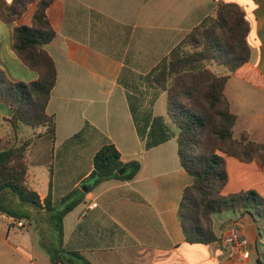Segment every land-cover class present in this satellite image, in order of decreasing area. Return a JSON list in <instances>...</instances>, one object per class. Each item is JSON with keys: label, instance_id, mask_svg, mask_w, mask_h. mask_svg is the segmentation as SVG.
<instances>
[{"label": "crops", "instance_id": "crops-1", "mask_svg": "<svg viewBox=\"0 0 264 264\" xmlns=\"http://www.w3.org/2000/svg\"><path fill=\"white\" fill-rule=\"evenodd\" d=\"M14 1L4 0L8 7ZM218 3L238 5L251 27V60L226 87L232 112L239 117L235 137L246 133L264 143V0H55L48 10L58 35L46 46L58 68V82L47 107L57 124L52 152L56 143L63 146L90 124L94 130L82 136L86 142L94 134L98 150L112 143L124 163L141 164L134 179L109 180L85 192L82 184L92 172L95 154L89 165L72 162L80 170L72 181L70 162L62 157L57 168H51L48 186L40 191L36 170L43 164L40 158L45 149L41 145H46L48 135L44 134L46 128L36 129L28 151L29 175L42 202L50 192L52 176L55 206L74 189L86 193L83 203L64 219L66 250L80 252L94 264H259L264 239L257 219L248 210L232 211L233 216L221 223L213 215L215 243L186 241L179 209L192 177L181 165L177 139L145 150L121 83L126 70L146 74L203 19L216 17ZM37 7L38 1L30 3L25 13L10 23L0 16V73L5 79L30 83L39 78L13 47L14 29L32 26ZM250 92L252 98L247 97ZM165 104L163 94L154 108L156 116H166ZM12 116L11 108L0 101V141L8 129L6 120ZM40 134L43 136L38 137ZM83 148L85 145L78 147L81 161ZM226 169L228 182L222 195L255 191L264 198V168L258 159L245 163L226 157ZM4 198L7 207L28 213L30 219H23L24 227H19L5 220L0 211V264H52L40 249L44 232L53 238V226L45 220V212L39 213L12 193H5ZM92 204L97 207L91 210ZM232 228L247 240L249 259L242 260L240 253L231 257L230 247L223 244L222 237Z\"/></svg>", "mask_w": 264, "mask_h": 264}, {"label": "trees", "instance_id": "trees-1", "mask_svg": "<svg viewBox=\"0 0 264 264\" xmlns=\"http://www.w3.org/2000/svg\"><path fill=\"white\" fill-rule=\"evenodd\" d=\"M36 1L38 7L32 26L14 29L13 47L39 78L30 83L13 82L0 73V101L13 112L6 122L12 124L15 133L14 138L3 136L0 141V211L20 220L30 219L28 213L20 214L6 206L4 194L16 195L39 213L44 211L45 220L53 226V238L44 232L41 242L52 264H94L80 252L64 248V219L83 203L86 193L74 189L55 206L52 176L50 192L42 202L29 175L28 151L35 139L19 137V130L26 125L46 128L44 134L50 135L54 144L56 140V119L47 113V107L58 82V68L46 49L58 37L48 15L55 0H15L9 7L0 0V16L7 23L13 22ZM250 31L242 8L218 3L216 17L203 19L144 74L148 88L154 91L148 100L144 92L139 93L127 84L125 72L122 75L130 113L145 150L177 139L181 165L192 177L179 209L182 229L190 244L209 245L218 241L213 215L224 211H250L264 239V198L255 191L222 195L228 182L226 157L245 163L258 159L264 168V143L252 140L246 133L235 137L239 117L232 112L226 95L231 77L251 60ZM216 67L225 68L227 73L216 72L213 69ZM163 94H166L167 114L156 116L154 108ZM87 129L94 130L87 124L71 141L84 135ZM140 169L138 161L124 163L116 146L106 143L95 153L93 169L85 183L92 192L109 180L130 181ZM122 170H125L123 174ZM262 248L259 264H264V243Z\"/></svg>", "mask_w": 264, "mask_h": 264}, {"label": "rangeland", "instance_id": "rangeland-1", "mask_svg": "<svg viewBox=\"0 0 264 264\" xmlns=\"http://www.w3.org/2000/svg\"><path fill=\"white\" fill-rule=\"evenodd\" d=\"M213 69L218 73L223 72V71L227 72V70L223 67H220V70H223L220 72L217 71L216 68H213ZM144 74L145 73L143 71L126 70L123 77L130 87H133V89L134 88L138 89L139 93L144 92L143 96L145 97V99H147L149 98V94H152L154 91L148 88L144 80ZM247 97L252 98L253 93L252 92L248 93ZM86 125L84 129L86 128ZM88 131L89 129H87L85 132L86 136H87ZM242 134L243 133H241V135ZM35 135H36V129L26 126V125H23L21 129L19 130V137L21 139L35 138ZM241 135L236 138H240ZM4 136L12 137V138L15 137V133L13 131L11 123H8V129L6 130ZM82 136L74 139L73 141L69 140L63 146L62 145L59 146L58 143H56V150L54 153L52 152V147L54 143L53 139L50 135L46 136L43 144L48 145V147H46V145H41L45 149V151L42 153L41 158H40V162H43V164H41L39 168L36 170V177H37L36 185L40 191H42L43 188L48 186V180H49L51 168L52 167L57 168V165L59 162H61L62 157H64V159L66 160L65 162H70L68 166L70 181H72V179L76 177L80 171L78 168L74 166V163L72 164V162H86L88 165L91 163L93 155L98 150V137L92 134L91 139L86 142V140L83 139ZM83 141L85 143H83ZM83 145H85V148H83L84 151L83 153L82 152L80 153L83 154L84 158H83V161H81L82 158L81 159L78 158L77 154L79 153L78 147H81ZM224 214L225 215H220L219 212L215 213L214 214L215 220L218 222L220 221L221 223L225 221L228 216L232 217L234 213L232 211H226ZM262 222L264 223V219L262 220ZM40 249L43 250L42 247H40ZM43 253L46 255L47 258H49V255L47 254L45 250H43Z\"/></svg>", "mask_w": 264, "mask_h": 264}, {"label": "built area", "instance_id": "built-area-1", "mask_svg": "<svg viewBox=\"0 0 264 264\" xmlns=\"http://www.w3.org/2000/svg\"><path fill=\"white\" fill-rule=\"evenodd\" d=\"M97 204H92L89 209L96 208ZM2 216L8 222L15 224L19 227H24L23 220L15 216H11L7 213H2ZM223 244L230 247L231 257H235L237 253H240L242 260H247L250 257V252L247 248V240L242 237L236 228H232L222 237Z\"/></svg>", "mask_w": 264, "mask_h": 264}, {"label": "water", "instance_id": "water-1", "mask_svg": "<svg viewBox=\"0 0 264 264\" xmlns=\"http://www.w3.org/2000/svg\"><path fill=\"white\" fill-rule=\"evenodd\" d=\"M124 172H125V170H122V171H121V174H123ZM88 185H89V184H87V183H85V182L82 184L83 189H84L85 192H89V186H88Z\"/></svg>", "mask_w": 264, "mask_h": 264}]
</instances>
